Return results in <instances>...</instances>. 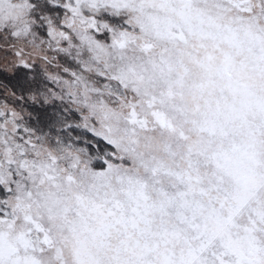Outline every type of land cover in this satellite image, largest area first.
<instances>
[{
	"label": "snow or ice",
	"instance_id": "1",
	"mask_svg": "<svg viewBox=\"0 0 264 264\" xmlns=\"http://www.w3.org/2000/svg\"><path fill=\"white\" fill-rule=\"evenodd\" d=\"M0 264H264V0H0Z\"/></svg>",
	"mask_w": 264,
	"mask_h": 264
}]
</instances>
